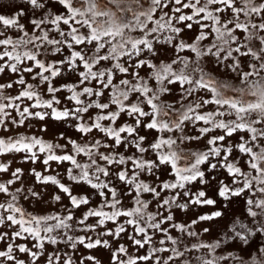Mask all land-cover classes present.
<instances>
[{
  "label": "snow or ice",
  "instance_id": "1",
  "mask_svg": "<svg viewBox=\"0 0 264 264\" xmlns=\"http://www.w3.org/2000/svg\"><path fill=\"white\" fill-rule=\"evenodd\" d=\"M23 3L13 14H0V74L16 75L0 83V126L10 121L19 127L30 118L43 121L50 116L76 121V130L85 135L98 130L106 140L93 138L80 145L69 139L71 152L56 154V149L63 151L67 145L19 135L0 138V155L22 153L24 162L35 164L43 154L44 172L50 162H69L68 179L97 190L102 199L100 206L89 207L78 218L76 210L88 205L89 197L73 194L57 176L33 168L30 174L35 181L56 186L68 204L58 212H30L22 201H40L41 193L24 185L22 168L12 170L10 164L0 163V174L9 177L0 179V226L9 229L0 231V242H4L0 264H40L42 258L45 264H76L73 257L78 246L109 249L111 264H219L231 256L215 255L221 241L191 243L186 238L199 240L201 233L193 226L219 218L223 212L199 215L190 223L177 222L172 212L173 207L183 211L190 206H215L217 200L206 189L229 202L246 197V213L252 219L249 223L235 219L225 240L248 244L252 236L264 234V0H108L112 7L105 10L96 0H79L78 6L77 0ZM26 15L27 23H21ZM187 32L194 35L188 37ZM162 49L169 60L159 58ZM210 64L234 76L218 79L208 70ZM65 72L74 74L77 82L54 86L53 80ZM25 74L36 83H29ZM41 86H46L44 91L51 98H43ZM13 88L16 95L4 94ZM61 91L70 93L66 99L76 107L54 106L61 104L56 96ZM225 91L233 94L225 95ZM176 93L178 98L171 103L163 99ZM25 99L34 102L21 109L15 102ZM90 109L98 111L93 115ZM121 114L131 122L116 126ZM187 124L203 126L196 128L197 135H187ZM142 130L159 135L148 140ZM205 138L202 150L182 147ZM121 147L135 152L125 155L118 151ZM80 154L88 156V162L81 163ZM129 163L130 168L115 172L109 167ZM219 170L226 172L225 179ZM161 171L169 179L161 180ZM145 175L155 178L151 184L142 178ZM112 177L125 186L123 191H118ZM17 183L21 186L14 187ZM197 185L203 187L193 190ZM146 193L151 199L144 198ZM124 197L131 199V207L125 206ZM52 200L60 202L62 196L54 195ZM153 202L156 211L150 210ZM90 217L95 222L86 223ZM121 217L125 218L122 223ZM109 221L114 229L97 232ZM126 226H132V231ZM90 232H96L95 239ZM121 234L137 255L120 243ZM103 237H111L118 246L113 248ZM47 245H64L71 252L59 247L49 251ZM202 249L207 255H192ZM231 258L247 264L242 257ZM78 261L100 264L93 255L80 256ZM251 264H264V249Z\"/></svg>",
  "mask_w": 264,
  "mask_h": 264
},
{
  "label": "rangeland",
  "instance_id": "2",
  "mask_svg": "<svg viewBox=\"0 0 264 264\" xmlns=\"http://www.w3.org/2000/svg\"><path fill=\"white\" fill-rule=\"evenodd\" d=\"M96 3L98 7L101 10H105L107 8H111L112 6L108 4V0H96ZM79 5V0H77V6ZM24 6L23 0H0V14L10 15L13 14L15 10H17L19 7ZM145 6L147 4L145 3ZM29 16H25L21 18V23H27V20L29 19ZM30 30V28H29ZM9 34L14 35V30H9ZM194 35L193 32H187L188 37H192ZM170 51V50H169ZM183 55V54H182ZM59 57H47V59H58ZM161 60H169L171 57L168 55H165L164 50L162 49L160 52ZM207 68L209 71H212L218 79H230L234 74L227 72L226 70L222 68H217L214 64L207 65ZM143 75V72L141 73ZM120 75V74H118ZM26 79L29 81V83H36L31 80V76L25 74ZM16 78L15 74L11 73H5L0 74V83L8 82L10 79L14 80ZM77 77L69 72H65L62 76L57 77L53 80V84L56 87H60L62 84H71L77 82ZM233 83H236V81H232ZM154 83V82H153ZM46 86H41L40 91L42 92L44 99L51 98L50 94H47L46 91H44V88ZM174 88H179V85L173 86ZM79 90V89H78ZM5 95H16L17 89L13 88L11 90H5ZM225 95H232L230 91H225ZM70 95L67 91H61L56 93L57 98L61 100L60 105H54L57 108H72L76 107L73 102H70L66 99V97ZM105 95H107V90L105 91ZM82 99H86L85 97H81ZM178 98V93L175 95L173 94H166L163 99H166L169 103L173 102L174 99ZM95 99V97H93ZM103 100V98H100ZM245 100L251 99V97L245 96ZM34 101H27L26 99L23 102H15L21 104V109L24 106L30 105ZM106 102V101H105ZM114 107V106H113ZM32 111H46L45 109H31ZM8 112L12 114L17 120L20 119V117L17 115V113L13 109H7ZM96 111L94 109H90L91 114H95ZM88 114H85V120H87ZM162 119H169L170 117H161ZM125 121L131 122V118L128 117L126 114H121V117L117 121V125L123 124ZM105 124L109 122H103ZM76 121L72 119L67 120H55L52 119L50 116L46 117L45 120L41 121L38 119L30 118L28 119L23 126H13L10 121L6 123L5 126H0V138L7 139L8 137H18L19 135H28V136H36L38 138L43 139L46 142H51L53 144H61V145H67V147L62 151L61 149H56V154H64V152H71L72 146L68 144V140H75L78 144L84 145L86 142L91 141L93 138L101 139L102 142L106 140L103 133L98 132V130H93L90 134H82L76 130L75 127ZM203 126L202 124H197L195 127L191 124H187L185 128V132L187 135H197L196 128ZM7 129V130H5ZM42 129H45L42 131ZM218 131V130H217ZM142 135H147L148 140H152L154 136L159 135V133H156L154 130H142ZM61 135L63 136V139L61 138ZM171 135V134H169ZM177 136H179V133H176ZM233 139H236L234 136ZM108 143H111V141H107ZM206 142L205 140L201 141H191L187 142L186 145H182V147H186L188 149H191L192 151H198L202 150L204 147V144ZM100 151L107 152V149L101 148ZM118 151L124 153L125 155H131L133 152H135L134 148H129L125 150L123 147L119 148ZM41 158L38 160L35 164H33L31 161L24 162L22 157V153H7L4 155H0V163L10 164V167L12 170L15 168H22L24 170V175L22 177L24 181V185L26 187H34L36 191L41 193L42 199L40 201H36L35 203L31 201H22L23 206L26 210L30 212H35L37 214H45L47 212H58L61 211L62 206L65 204H68V199L66 196H64L62 193L59 192V189L56 188L54 185H40L35 181V177L30 174L31 169L35 168L37 171L42 172L45 175H54L57 176L58 179L67 186H70V188L73 191V194L76 195H87L89 197V204L88 205H82L79 210H76V216L79 218L82 216L83 212L87 211L89 207H97L101 204V197L98 195V191L95 189L90 188V186L86 184H74L72 181L68 179L67 176V169L71 167V164L69 162H50V167H48V171L44 172L45 165H43V154H40ZM77 159L81 163L88 162V156L84 154H80L77 156ZM101 164H104L103 161H100ZM110 170L112 172H115L117 168H123V167H129V165H120V166H109ZM59 174V175H57ZM215 174V173H214ZM220 178L225 179L227 174L224 170H219ZM160 179H169V177L164 173L160 172ZM8 177V174H0V179L6 180ZM146 180L148 183H152L155 179L154 177H148L147 175L142 177ZM101 179H107L104 177H101ZM113 181V184L117 187L118 191H123L125 189V186L121 184L119 181L115 180V177L111 178ZM21 185L17 183L14 187H20ZM196 187H203V186H195L193 190H195ZM208 191V195L214 199L217 200V204L215 206H190L187 210H180L175 207H173L172 212L174 214L175 220L180 223L184 222H191V220L196 219L197 216L203 215L206 213H211L212 211L220 210L223 212V216L210 220V221H201L197 225L193 226V229L200 232L201 235L199 237V240L195 237L186 238V240L190 241L191 243H198L200 241L206 242V243H213L217 240L221 241L220 247L217 248L215 255L218 256H231L227 260H222L219 262V264H239V261L232 259L231 257H242L247 264H251V260L254 256L258 257L260 255V250L264 249V234L257 233L256 235L252 236L248 242V244H244L243 242L239 240H225L224 236L225 233L228 231V227L231 225V223L237 219L240 218L243 220L244 223H249V221L252 219L251 217L247 216L246 208H245V196L241 197H233L231 199V202L225 201L222 198H219L218 196H215L213 191L211 189H206ZM61 195L62 200L60 202H55L52 200V196L54 195ZM168 193H163L162 195H165ZM144 198L151 199L150 194H144ZM3 198L0 197V201H2ZM183 202V201H181ZM123 203L125 206L131 207L132 201L129 197L123 198ZM106 211L109 209H105ZM151 211H156V205L155 202H153L150 205ZM167 213H165L166 215ZM96 218H89V220L86 223H93L95 222ZM125 218L121 217L119 218V222H123ZM128 228V231H132V226H126ZM109 228H115V225L112 222H106L105 226L103 228H98L97 232L99 231H105ZM204 228H208V232H203ZM5 226H0V231H8ZM73 235H83L84 233H71ZM173 235H179L176 232H172ZM88 235L92 236L94 239L96 238V232H90ZM104 239H109L110 243L112 244V247L115 248L118 245L114 240H112L111 237H103ZM16 243H24V241L17 240ZM120 243H124L126 247L129 248V252L135 256L137 255V252L135 248L130 246V242L127 240V237L124 234H121ZM4 242H0V247H2ZM29 246L31 244L29 243ZM171 246L170 244L168 245ZM48 250L52 251L54 247H59L62 250H67L71 252L70 249H64V245H58V246H51L47 245ZM79 247V252L75 254L73 257L76 264H79L78 257L80 256H87V255H93L96 257V259L100 262V264H111V252L109 249L98 247L96 249H84L82 246ZM201 253L207 255V250L202 249L201 252H193L192 255H200ZM141 254H143V250H141ZM21 258L27 259L24 254H19ZM158 255H167V254H159ZM122 259H127V257H121ZM185 258H188L187 256ZM40 264H45L44 259L42 258L40 261ZM86 264H91V262H86Z\"/></svg>",
  "mask_w": 264,
  "mask_h": 264
}]
</instances>
